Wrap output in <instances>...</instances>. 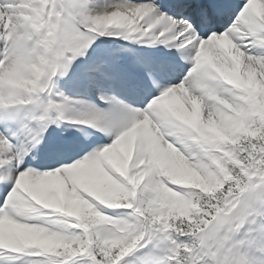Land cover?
I'll return each mask as SVG.
<instances>
[{
    "label": "snow or ice",
    "instance_id": "6c2138e0",
    "mask_svg": "<svg viewBox=\"0 0 264 264\" xmlns=\"http://www.w3.org/2000/svg\"><path fill=\"white\" fill-rule=\"evenodd\" d=\"M0 264H264V0H0Z\"/></svg>",
    "mask_w": 264,
    "mask_h": 264
}]
</instances>
